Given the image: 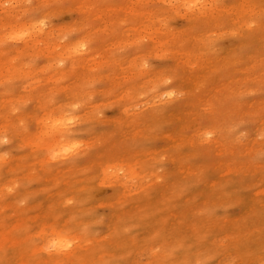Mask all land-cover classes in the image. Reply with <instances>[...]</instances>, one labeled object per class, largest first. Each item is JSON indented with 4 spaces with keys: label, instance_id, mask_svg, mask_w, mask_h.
<instances>
[{
    "label": "rangeland",
    "instance_id": "rangeland-1",
    "mask_svg": "<svg viewBox=\"0 0 264 264\" xmlns=\"http://www.w3.org/2000/svg\"><path fill=\"white\" fill-rule=\"evenodd\" d=\"M21 1L23 3H20V6L17 7V11L19 13L14 18L13 23L16 24V27L25 28L30 23V26L26 31L33 29L37 30V28L40 27L41 32L43 30L46 32H51L53 34L52 48L53 52H55V54L53 55L57 57L54 59H48V61L50 63H54L57 59L60 61H64L63 58L66 55L65 53L67 44L72 40L78 39L77 35L79 34V32H83L84 30L83 28H81V26H83V22L81 21V19L77 16L75 12L67 8L69 4L68 1H64L63 4H60L59 2H57L58 0H46L45 4H41L38 7L30 5V0ZM103 1H106L105 4H108L109 2L116 0ZM128 1L130 2V0ZM224 1L225 0H213V3H215L220 8H226L230 1ZM16 2L17 0H0V9L2 7L16 5L18 3ZM187 2L188 0H163V2H158L154 0L152 2H148V4L145 6L147 10L153 11L154 9L156 10L157 7L164 6V11H167L169 13L162 12V14H166L162 15L160 13L158 14L159 17H156L153 14H147L144 15L145 20H142L140 18L142 22L141 27L147 28V32L142 34L143 39L140 38L139 41L135 44L131 42L137 41L138 34L133 29L137 24L136 21H134L133 14L130 12L126 13L122 21V29L125 34L119 35L120 43L116 45L117 58H128L131 51L138 50V48L144 46L145 42L147 41L146 37L151 34L152 40L154 41H158V38H164L167 41L173 40L172 35L176 34L177 32H180V30L186 25L184 14L186 15L185 8L188 5ZM203 2H205V0ZM260 2H257V5L259 7L257 5L254 6L258 8H255L256 10L264 8V3ZM176 8L178 9V11H180L179 15H175L172 13L173 9L177 10ZM40 12H44L45 15ZM1 21L2 23L5 22L4 19H1ZM5 24L7 23H4V25ZM203 24L200 25V28H202V30L207 29L206 25ZM248 24L249 26L247 25V29L233 30L227 34L228 36L226 34H223V30L225 31L226 29L225 27L210 30L207 34L206 40L208 41L207 45H205L206 51L202 54L203 57H222L223 55L235 56L238 54L237 52L240 53V51L242 52V50L243 52L247 51V46L249 45L245 46V44H247V42L249 43L251 38H253L257 34L258 30L256 22L250 21ZM74 26H76L77 29H75ZM116 26L117 24L115 23L114 25L105 27L114 28L115 30L113 29L110 33H115L117 31ZM195 26V30H197L199 28L198 24ZM79 28L81 29L79 30ZM252 28L256 29L254 30ZM251 29L254 31V33L256 31V34H254ZM6 30L7 26L2 30L0 28V33H2L3 37L7 32ZM122 36H124V41L126 39H128V41L124 42L123 40H121L120 38ZM220 37L221 39L219 40ZM238 38L240 39L237 40ZM244 39L247 40L245 41ZM80 40H83V42H80V45H87V42H85L84 38H80ZM2 41L0 43V50L2 52L15 48V42H17V40L15 39H3ZM241 41L242 43H239ZM215 43L217 44L216 46ZM168 47L172 48V46ZM229 48H231V52H229ZM226 52L228 53L226 54ZM139 53H141V57H139L135 61V64H138L140 60H142L141 63H143L148 73L165 72L164 75L160 76L158 84L155 83L157 79L156 77H154V75L146 77L143 75V77L141 78H134V76L132 75H126L127 73H125L126 70L124 69L120 68L119 71H114L112 69L113 66L109 65L113 62L107 59V56L103 53H100L99 51L97 55L92 57L91 62L88 63V68L91 69L86 70V72L92 75V77L87 82V77L83 75V73L75 77V80L78 79L81 82V90H46L47 85L44 84V89L38 93L37 90L34 89L36 88L37 84L41 85L44 83L42 77L36 80L35 82H33V79H30L28 77L20 78L18 81L16 79L15 82L12 80L11 84L15 83L14 86L17 87L16 90H18V92H16L15 90H0V103H2L3 108L1 109L0 107V224L2 223L1 225H3V227L0 225L3 228V231H1L2 228H0V231L3 234H7V237L6 235H0V257H3V259L5 258L4 260H0L4 264H22L26 260V258L27 260L29 258H34L33 255L36 256L35 254L38 253L39 250L37 249L40 248V245H42L43 247H47L50 245V238L52 237V232H54L53 229H56V231L60 230L62 232L60 234H64L66 236L65 238L62 237L61 241L68 242L69 240L71 246L78 242V237L73 234L74 230H77L80 236H82L80 231L82 232L84 239H87L85 245L88 244V246H86V248L88 249L90 248L91 244L92 246L94 245V239L100 238L102 241L104 238H106V240H110V233L106 232V235L105 231L109 219L112 217V215L114 218L116 216L117 220H114H116L117 222H122H120V232L121 236L125 237L126 239L125 245L122 247V249H120V252L123 253V256L119 255L113 259H108V257H110L112 254L113 248L110 247L108 241H106V245H104V243L102 242V246L106 251H104L102 248L96 247L97 252L96 250H93L92 253V257L96 256L95 260H100L98 261L100 263L106 262L107 264H180L183 260L186 259H190L193 264H196L200 261H204L205 264H217L219 262L222 255L207 257L199 248L200 245L196 243L195 244L198 248H192L190 250L192 252L191 256L184 257L183 254L179 255L180 253L185 251V249H182V247L186 248L188 243L184 245V242L178 239L179 231H177L176 228L173 229L172 227L171 229H169V226L167 224L171 223L173 219L171 215L173 214L171 213V210L173 208L171 209L167 204H165L166 202H163L167 199V197L164 196H167L168 193L157 192L159 191V185L162 183V180H164V178L166 184H168L169 181V170L172 165L169 157L172 156V152L170 150L169 145L171 144L170 134L172 133L173 128L179 125L180 122L181 124L186 122V125L189 129L188 133L192 135L196 128L200 127L201 125L203 126V124H207L206 130H213L215 125H217L215 129L216 131L213 130L211 133L208 132L203 134V137L210 138L218 133V124H221L224 121L220 116L206 115L204 111H207L208 109L207 104L203 105L204 107H198L199 114H195V110L192 108V113H190L188 110H185L187 108H182V98H186L187 91L190 90H183L185 84L174 85V78L168 76L170 75V69L173 70L172 63L174 61L172 59L173 56L170 50L161 51L160 48L156 46L154 50H145ZM23 60L28 65L26 69H32V74L37 71V66L40 63L39 57H35L33 55L31 56L30 54L29 57H25L23 58ZM120 64H122L123 66H127L123 62H121ZM55 65L56 63L53 64V66ZM188 68L191 72L194 69H197L195 63H192V65H188ZM92 69H101V73L107 75L108 77H114V74L125 73L124 76L127 77L123 76L119 80L121 85L120 83L116 85V87L120 85V89L123 87V84L129 79L131 82H134L139 79L141 83H143V85H141L140 90H115L117 92H115L114 90L111 91L109 90V87L104 85L106 84L105 81L101 80V82H99L96 76H93L94 71ZM53 79L54 77H52L50 83L53 82ZM73 79L74 77L72 76L71 81ZM0 80L2 81L1 76ZM203 81L205 80L199 79L198 83L200 84ZM188 85H190V83H188ZM131 92L133 93L131 94ZM165 92H168V94ZM212 92L213 93L211 94V96L209 94L204 95H207L209 98L212 96L216 97V95H218L217 92L220 91L214 90ZM238 94L240 96H238ZM170 97L172 99H170ZM12 99L13 101L11 102ZM253 99L255 101H264V90H241L231 95L229 94L227 96L226 104L225 102H223L220 106L228 104V111H230L231 108L238 107V104H244ZM173 101H176L177 103H174ZM63 105H66L65 109L67 108V106L70 107V109L67 108L69 111H67L65 115L72 114L77 117H83L82 112L84 114L86 107L89 105L87 108L88 112H86V118L83 117L84 121H78L76 119L78 122L84 123V126L86 127L87 131L82 129L77 131L78 129H76V127V131L68 132L69 135H67L66 137H77L79 139L78 147L81 144L89 145L90 139L93 140V142L86 148V152L84 153L86 157L83 156L81 162H78V165L76 166L77 168H73L74 172H78L80 170L79 173L76 172V174L72 171V173L70 172L63 173L65 175H58L52 172V175L49 170L46 171V169L44 168V164L41 163V160L38 159V157H42L44 159L45 156L49 157L48 154L51 153V149L54 148V146L57 144V141H51L52 138L50 139V141H45L44 137L46 132L48 131L47 129L49 125L51 124V119L55 118L54 116L58 117L57 113L53 111L59 110ZM119 105L123 106L125 112H122L119 109ZM142 114H150V118L147 125L145 124L144 119L140 118ZM226 116L227 115L225 114V117ZM131 119L133 120V122ZM252 120L256 121V119L251 118V116H249L247 120L241 121L233 116L228 118V122L232 124L230 125V130L236 132V134L239 136V140L243 144H246L248 140H253L250 149H248L249 151L244 154V157L242 159V171H246L247 173L253 169L264 167V126H262V128H258L257 126H254ZM121 122L123 124H120ZM77 126H79L78 128H82V125ZM25 132H27L28 134H30L31 132L35 136L32 138L33 140H29L31 142L28 143L32 147H29V145L26 146ZM36 134L39 135L38 138H36ZM187 144L189 145V143ZM191 147L195 149V145L193 143ZM202 147L204 148V151L208 147L209 152L212 150L210 146L206 144L202 145ZM203 148L201 151H203ZM33 152L38 153H34V156ZM96 156H99V161L97 162V164H92L90 166V161H93ZM144 157L150 158V165L146 168L148 169V171L146 172L145 169H142V165L143 163H145L143 159ZM45 160L46 161L44 162L47 163L50 159L46 158ZM197 160L198 163L201 164L206 161L205 158H203V162L202 159L198 158ZM38 161L40 162L38 163ZM100 161L101 163H99ZM191 161L192 163L188 162L186 165L194 163L193 159H191ZM31 165L33 166L34 170L32 169ZM37 166L38 168H36ZM175 166H178V169L181 168L180 162H177ZM19 167H22L20 171ZM214 168L218 169V167ZM31 169L32 171H36L32 172ZM29 172H32L33 174ZM26 174L29 175L27 176ZM66 174L70 178L66 176ZM69 174L73 175L70 176ZM60 176H62L63 178ZM55 177H58V179H56ZM65 177L67 179H65ZM189 177V179L196 180L198 183L201 184L204 182H212L215 187L217 189H221L222 192H220L221 194L217 196L216 201L214 202L215 204H212L208 200L203 202L202 194L204 192L200 190L202 188L201 186L193 188V195L195 194L199 201L196 204L191 203L190 206L184 208L189 211V220L185 217V214L181 212V210H183L181 205L180 207L176 208L174 210L177 215L176 222L180 224L179 221H181L182 223H190L191 221L193 222L196 220L204 222L206 227H208V225L216 226L217 224L221 226L222 224L226 225L227 223V227H233L234 225L230 224L229 222L235 218H238V216L240 215V205L234 203L233 200H228V197H233L235 194L236 196L234 197H241L244 195V193L248 194L247 186L246 190H243V188L236 189L235 186L230 187L228 186L227 178L225 176L216 175L212 173V171H210L209 173H205L204 179H196L193 178L192 175H189ZM59 179L61 181H59ZM62 179L74 181L77 184L71 185L67 188V186L64 184L65 180ZM117 180L118 183L124 181L126 185L130 187H128L130 190H134L136 192L141 191L142 185L151 186L150 188L152 189L154 187L155 192L149 187H147L148 191H146V193L149 199L148 205H146L147 207L143 210V207H140V204L143 205L142 203H145L144 200L140 199L141 197H139L140 200L138 203H134V199L126 197L123 200V202H125L126 200L128 201L125 202V205L123 202L121 204L116 205V208L111 207V204L106 205L105 201L110 202L112 194L116 193V191L114 190L113 183H115ZM54 181L56 183H53ZM79 185L81 188L85 189V191L81 193L79 197L83 196V198L86 199L87 203L83 205L81 213H78L79 215H77L75 220L80 221L81 218H84L82 225L85 224V230H81L82 225L74 226L72 220H69V226L71 227L68 228L72 231L71 232L69 230L61 229L54 223L56 219H62L60 225H62L65 220L67 221L68 219L61 218L59 215L62 213L61 211H63V213H71V211L73 210V207L71 206H74L75 202H73V204L71 200L63 201L64 199L61 196H57V193H62L58 191L60 188H62L68 191L69 194V192L73 189H79ZM152 192L153 194L150 196ZM254 196L255 195L250 196L249 199H252V201L256 203L255 199H257L259 195L257 194L256 197ZM47 197H49L48 200L46 199ZM160 198L161 201L159 200ZM259 198L260 200L257 199V201L259 202V204L261 203V207L262 209H264V194ZM49 204L52 207L50 208V210H53L51 216L52 218L44 217L46 211L49 210V208H47V205L48 207H50ZM133 204L139 206V208L137 206V210L135 209L137 213H135V211L132 215H129L126 218V216L124 215L126 213H124V211L133 206ZM151 204L152 206H149ZM155 205L158 207H156ZM149 208L150 210L152 209V211H148ZM132 210L134 209L132 208ZM138 211H140V213H138ZM178 212L180 214H178ZM149 215L153 216L150 217ZM30 216L33 219L30 218ZM33 216L35 217V219ZM119 217L121 219H119ZM135 217H137V219ZM146 218L149 219V221H147ZM53 219H55V221ZM178 219L181 220L178 221ZM20 220H22L23 223L22 221L20 222ZM143 220H145V223L143 222ZM5 221L8 224L5 223ZM13 222L15 223L12 224ZM43 222L47 224H53L52 226L48 225V227H46V231L43 230L42 234L37 235L36 231L40 227V225L43 224ZM142 222L144 224H142ZM148 222L150 225L148 224ZM12 225H15V227L12 228ZM17 225H19V227ZM138 225H140V227ZM249 225L251 227L252 224ZM146 226H148L149 230L151 231L149 232V234H145ZM217 226L215 228H217ZM197 227L199 228L200 226ZM258 227V225H254V227L252 228L254 230L255 228L256 230H258L260 228ZM21 228L23 231H27L28 229V232H23ZM5 229L7 231H5ZM10 229L13 231H11ZM139 229L142 230H140L141 232L138 231L137 233L136 230ZM9 231L11 233H6ZM194 231H197V229H194ZM162 235L164 236L161 237ZM114 236L116 237L117 235L115 234ZM114 236L113 238H115ZM230 236L236 238L235 234L233 233ZM167 237L173 242L170 246L163 249V241L160 239ZM213 238L215 239V236ZM120 239L122 238L120 237ZM187 239H189V242H197L192 236V234ZM55 240L58 241L57 238ZM118 242L119 240H117L116 243ZM68 248L69 247H63V250H67ZM256 250L253 252L255 254H253L252 252H249L250 254L248 253L249 258L243 256V259L245 258L244 260L241 259L242 257L237 258L234 254H232L231 257L227 256V260L225 261V263L227 262V264H251L252 256L253 258L256 256L255 258L258 259L261 256V251L259 250V252L258 248ZM105 252L108 253V256L105 254ZM256 252H259L260 254ZM233 255L234 257H232ZM230 258L232 260L231 262L233 263L230 262ZM74 264L83 263L77 262Z\"/></svg>",
    "mask_w": 264,
    "mask_h": 264
},
{
    "label": "bare ground",
    "instance_id": "bare-ground-1",
    "mask_svg": "<svg viewBox=\"0 0 264 264\" xmlns=\"http://www.w3.org/2000/svg\"><path fill=\"white\" fill-rule=\"evenodd\" d=\"M45 1L46 0H30V5L34 7L35 6L38 7L41 4H45ZM64 1H68L69 4L67 8L75 12L77 16L81 19V21L83 22L82 24L83 26H81V28H83L84 30L83 32H79V34L77 35L78 39H75V40L71 39L72 41L69 40L70 42L66 46V53H65L66 55L63 58L64 61L61 60L62 61L61 63V61L57 59L54 62L56 63L55 66H53L54 64L53 62L50 63L48 61V59H54L57 57L53 55L55 54L52 48L53 34L48 31L46 32L44 30L41 32L40 27H38L37 30L33 29V30L26 31L29 28L30 23L28 24L26 28L16 27V24L13 23L14 18L19 13L17 11V7L20 6L19 4L23 2L21 0L19 1L17 0L18 3L16 2L17 3L16 5L2 7L0 9V28L2 30L7 26V30H6L7 32L5 33V36L3 37L2 33H0V43L3 39L4 40L5 39L17 40V42H15L16 43L15 48L4 51V52L0 50L1 51L0 52V76L2 77V81L0 80V90H3V91L4 90H15L16 92H18V90H16L17 87L14 86L15 83L14 84H11V83H12V80L15 82L16 79L18 81L20 78H23V77H28L30 79H33V82H35L41 77L43 78L44 83L41 85L37 84L36 88L34 89V90H37L38 93L44 89L45 87L44 84L47 85L46 90H61V91L81 90L80 88L81 82L78 79L75 80V77L83 73V75L87 77L86 82L92 77V75L87 73L86 70L91 69V68H88L89 67L88 63L91 62L92 57L97 55L99 51L100 53L105 54L107 56V59L113 62V63H110L109 65L113 66L112 69L114 71H119L120 68L124 69L126 70L125 72L127 73L126 75L128 76L132 75L134 76V78H141L143 77V75L145 77L154 75V77H156L157 79L155 83L158 84L160 76L164 75L165 72L148 73L143 63H141L142 60H140L138 64H135V61L139 57H141V53L139 52L145 51V50H154L156 46H158L161 51L170 50L173 56L172 59L174 60L172 63L173 70L170 69L169 71L170 75L168 74L167 75L174 78V81H175L174 85L175 84L177 85L185 84L183 90H190V91H187L186 98L185 97L182 98L183 99L181 103L182 108H187L185 110H188L190 113H192L191 112L192 111L191 108H192L195 110L194 111L195 114H199L198 107H204L203 105L207 104L208 109L207 111H204V113H206V115L220 116L222 120L224 121L223 123L218 124V133L210 138L203 137V134L208 133V132L211 133L213 130L216 131L215 129L217 125H215L213 130H210V129L206 130L207 124H203V126L201 125L200 127L196 128V130L192 133V135H190L188 133L189 129H188V126L186 125V122L182 124L180 122L179 125L173 128V131L170 134L171 144L169 145V147L172 152V156H169V157H170L172 165L169 170V181H168V184H166V182L164 181L165 178L162 177L164 178V180H162V183L159 185L160 187L157 193H160V192L168 193L167 196L166 195L164 196V197H167V199L166 200L164 199L165 201L163 200L162 201L164 203L166 202L165 204H167L171 209L173 208L171 210V213H173L171 214L173 219L171 223H168L167 225L169 226V229L173 227V229L176 228V230L179 231L178 239L183 241L184 245L188 243L186 248L182 247V249H185V251L180 253L179 255L183 254L184 257L191 256L192 252L190 250L192 248H198L196 246V244H198L200 245L199 248L201 249V251L203 252L205 256L212 257L215 255H222V257L220 258L217 264H227V262L225 263V261L227 260L226 259L227 256L231 257V255L234 254L237 258L242 257L241 259H243V256L249 258L248 253L249 252L253 253L258 248V251L259 250L261 251V252L259 251L261 253V256L259 257V259L255 258L256 256L254 257L255 258L254 259L252 256L251 264L252 263L253 264H264V209H262L261 203L259 204V202L257 201V199L260 200L259 197H261L264 194V167L253 169L249 171L248 173L246 171H242L243 169L242 159L244 157V154L249 151L248 149H250V146L253 143V140H248L246 144H243L239 140V136L236 134V132H233L230 130V125L232 124L228 122V118L231 116L237 118L240 121L247 120L249 116H251V118L256 119V121L252 120L254 123V126H257L258 128L260 127L262 128V126H264V101H255L253 99L244 104H238L237 105L238 107L231 108L230 111H228V108H229L227 107L228 104L224 106H220L222 105L223 102H225L226 104L227 96L229 94L231 95L241 90H264V8L260 10H256L255 8L257 7H254L257 5V2H260V0H229L230 3H228V5L225 4L227 5L226 8L218 7L215 3H213V0H205V2H203L204 0L202 1L188 0L187 2L188 5L185 8L186 15L184 14L186 25L184 22L185 26L180 30V32H177L176 34L172 35L173 40L167 41L164 38H158V41H154L152 40V34H151L148 37H146L147 41L145 42L144 46H142L141 48H138V50H133L131 52L128 50L130 52V55L128 56V58H122V57L117 58L116 56V52H117L116 45L120 43L119 35L125 34L122 29L123 27L122 21L124 19V15L130 12L134 16V21H136L137 25H135L133 29L138 34V38H137V41L131 42L135 44L136 42L139 41L140 38L143 39L142 34L147 32V28L141 27L142 22L140 18L142 20H145L144 15H147V14H153L157 17L158 14L160 13L162 14V12L169 13L167 11H164V8H163L164 6L157 7L156 10L154 9L153 11L147 10L145 6L148 4V2H152L154 0H130V2L128 0H116V1H111L108 4H105L106 1H103V0H58L57 2H59L60 4H63ZM156 1L163 2V0H156ZM261 2L264 3V1L262 0ZM40 13L45 15L44 12H40ZM166 13H163V14H166ZM172 13L175 15H179L180 11H178V9L177 10L173 9ZM1 19H4L5 22L2 23ZM250 21L256 22V26L258 30L256 34V31L254 33V31L252 30L254 28L251 29L253 33L256 35L254 36L253 34L254 37L251 38L249 43L247 42V44H245V46L249 45L247 46L248 47L247 51L243 52L242 50L243 53L241 51L240 53L237 52L238 54L235 56L223 55L222 57H210V58L203 57L202 54L206 51L205 45H207V41H208L206 40L207 34L210 30H213V29L215 30V28L219 29L220 27H225L226 29L225 31L223 30V34L227 35L231 31L236 30V29H241V30L247 29V25L249 26L248 23ZM4 23H7V24L4 25ZM115 23L117 24L116 26L117 31L115 33H110L114 28L105 27V26L114 25ZM203 23L206 25L207 29L202 30V28H200V25ZM197 24L199 28L195 30L196 28L195 25ZM145 25H146V22H145ZM74 28L77 29L76 26H74ZM81 28H79V30ZM237 37H240V36H237ZM80 38H84L85 42H87V45L85 46L80 45V42H83V40H80ZM120 39L124 41V36H122ZM220 39L221 37L219 38V40ZM239 39L240 38H238L237 40ZM93 41H94V44H93ZM125 41H128V39H126ZM11 42H14V41H11ZM239 43H242V41ZM216 45L217 44L215 43V46ZM168 46H172V48H169ZM230 49L231 48H229V52H231ZM227 53L228 52H226V54ZM30 54L31 56L33 55L35 57L40 58V63L37 66V71L34 72L33 74H32V69H26L28 65L23 60V58L29 57ZM121 62L125 63L127 66H123L122 64H120ZM192 63H195L197 69H194L191 72L188 68V65L190 64L192 65ZM92 70L94 71L93 76H96L99 82H101V80L105 81L106 84L104 85L109 87V90L111 91L112 90L114 91L115 90H140L141 85H143V83H141L139 79H137L134 82L133 81L131 82L129 79L127 82L123 84V87L120 89L119 87L121 83L119 80L125 75V73L114 74L115 75L114 77H108L107 75L101 73V69H92ZM72 76L74 77V79L71 81ZM52 77H54V79H53V82L50 83L52 80ZM124 77H127V76H124ZM199 79H203L205 81L201 82L200 83L201 85H200L198 83ZM118 83H120V85L116 87ZM188 83H190V85H188ZM214 90L220 91V92H217L218 95H216V97L212 96L209 98L207 95H204V94H209L211 96V94L213 93L212 91ZM132 93L133 92H131V94ZM165 93L168 94V92H165ZM238 96L240 95L238 94ZM170 99L172 98L170 97ZM12 101L13 99L11 100V102ZM88 106L86 107L84 114L82 112V116L85 118L87 115L86 112H88L87 110ZM0 107L1 109H3L2 103H0ZM65 107L66 105H63L59 110L53 111L57 113L58 117L54 116L55 118L51 119V124L49 125L47 129L48 131L46 132L45 137H44L45 141H50L51 138H52L51 141H57V144L54 146V148L51 149V153L48 154L49 157L45 156V159L49 158L50 160L46 163L44 162L46 161L44 158L38 157V159L41 160V163L44 164V168L46 169V171L49 170L51 173L54 172L55 174H58V175H61L63 173H70V172L72 173V171L74 172L73 168H77L76 166L78 165V162H81V160L83 159V156L86 157L84 154L86 152V148L93 142V140L90 139L89 145L81 144L78 147L79 139L77 137L76 138H73L72 136H71L72 138L66 137L67 135H69L68 132H71V131L75 132L76 129H78L77 131L81 129L87 131V129L84 126V123L78 122V121H84V118L81 116L77 117L72 114L65 115L67 111H69L68 109H70V107L68 106H67L68 109L67 108L65 109ZM119 109L122 112H125L122 105H119ZM225 114L227 115L226 117H225ZM140 118L144 119L145 124L147 125L149 118H150V114L148 115L142 114ZM120 124H123V123L121 122ZM77 125H82V128L81 127L78 128L79 126ZM25 133H26L25 135L26 146H28L29 145L28 143L31 142L29 140H33L32 138L35 136L31 132L30 134H28L27 132ZM160 135H161V132H160ZM38 137L39 135L36 134V138ZM187 143H189V145ZM192 143L195 145V149L191 147ZM204 144L210 146L212 150L209 152L208 150L209 147H208L204 151V148L202 147V145ZM29 147H32V146L29 145ZM202 148H203V151H201ZM65 149H68V151L65 152ZM34 153L37 154L38 152H33V154ZM198 158L202 159V162H203V158H205L206 161L203 164L198 163V160H197ZM143 159L145 163H143L142 169H145V172H146L148 171V169L146 168L149 167L150 165L149 163L150 158L144 157ZM191 159H193L194 163L186 165L188 162L192 163ZM98 161H99V156H96V158L93 159V161H90L91 163L90 166L92 164H97ZM39 162L40 161H38V163ZM177 162H180V165H181V168L179 169L177 168L178 166L177 167L175 166ZM99 163H101V161ZM32 165L31 167L33 169ZM39 167H40V164H39ZM214 167H218V169H215ZM21 168L19 167V171ZM36 168H38V166ZM35 171H32V172H35ZM210 171H212V173L216 175L225 176L227 178L228 186L230 187L235 186L236 189L243 188V190H246V186H247L248 194L244 193V195L241 197H238V196L234 197L236 196V194L233 197L232 196L228 197V200H233L234 203L240 205V212H241L240 215L238 216V218L233 219L232 220L233 222L232 221L229 222L230 224L234 226L227 227V224H228L227 223L226 225L220 224L221 226L217 224L218 225V226L216 225L217 228H215L216 227L215 225L213 226L208 225V227H206L205 223L201 221L195 220L193 222L191 221L190 223H187V222L182 223L181 221H179L181 219H178L180 224L177 223L176 222L177 215L174 212V210L180 207L181 205L183 209L181 210V212L185 214V217L189 220V211L184 208L190 206L191 203L196 204L199 201V199L195 196V194L193 195L194 193L193 188L201 186L202 188L200 190L204 192L202 194L203 202L208 200L210 203L215 204L214 202L216 201L217 196L221 194L220 192H222L221 189H217L212 182L210 183L204 182L201 184V183H198L196 180L189 179L190 178L189 175H192V177L196 179H204L205 173H209ZM32 172H29V173H32ZM79 172L80 170L77 173ZM73 174L71 175L69 174V175L72 176ZM26 175L28 176L29 174H26ZM66 176L68 175L66 174ZM56 179H58V177ZM60 179L59 181H61ZM65 179L67 178L65 177ZM65 179H62V180H65ZM53 183H56V182L54 181ZM64 184L68 188L69 186L75 185L77 183L74 181L65 180ZM113 184H114L113 186H114V190L116 191V193L112 194L110 202L105 201L106 205L111 204V207L116 208L115 206L118 204H121L126 197H130L134 199L135 201L134 203H138L140 199L144 200L145 203H142L143 205L140 204V207H143L142 210L147 207L146 205H148L149 199L147 197L146 191H148L147 187L150 188L151 186L142 185L141 191L136 192L134 190H130L129 189L130 187L127 186L124 181L118 183V180H117ZM215 184H219V183H215ZM177 185H181V186H177ZM150 189L155 192L154 187L153 189L152 188ZM58 191L62 192V193H57V196H61L64 199L63 201L71 200V202L72 203L75 202V204L73 203L74 206L73 205L71 206L73 207V210L71 211V213L70 212L63 213V211H61L62 213L59 215L61 218L68 219L67 221L65 220L63 224L60 225V222L62 221V219H59V220L56 219V221L55 219H53L55 221L54 224L60 227L61 229L71 231L68 228V227H71L69 226L70 225L69 220H72L74 226H79V225L81 226L82 222L84 221V218H81L80 221L75 220V218L77 217V215L81 213V209L83 208V205L87 203L86 199H84L83 196L79 197V195L83 193L85 189L81 187L79 189H73L72 191L69 192V194H68V191L62 188H60ZM152 194L153 192L150 194V196ZM257 194L259 195V197L255 199L256 203H254L252 199H249V197L252 195H255L254 197H256ZM139 197L141 198L139 199ZM46 199L48 200L49 197H47ZM159 200L161 201V198ZM125 202H128V201L126 200ZM125 202H123L124 205H125ZM137 206L138 205L133 204V206H131L130 208L124 211V213H126L124 214L126 218L127 216L132 215L137 210ZM149 206H152V204ZM47 208H49V210L46 211L44 217H51L53 210H50V208L52 207L51 206L48 207L47 205ZM132 208L134 210H132ZM148 211H152V209L150 210L149 208ZM135 213H137V211ZM138 213H140V211H138ZM178 214L180 213L178 212ZM137 217L135 218L137 219ZM30 218L32 217L30 216ZM114 219H116V216L114 218L112 215V217L109 219V222H108V225L105 231V234L106 232L110 233V240H106V238H104L102 241L100 238L94 239V245L92 246L91 244L90 248L88 249L86 248L88 244L85 245L87 239H84L82 232L80 231L82 235L80 236L77 230H74L73 234L76 235V237H78V242L75 243L70 248H68L67 250H63V247L49 249V246L43 247L42 245H40V248L37 249L39 250L38 253L35 254L36 256L33 255L34 258H29L28 260L26 258V260L22 264H74L77 262H81L83 264H107L106 262L100 263L98 262L100 260H95L96 256L92 257V253H93V250H96V247L102 248L104 251H106L102 246V242L104 243V245H106L107 243L106 241H108L110 247L113 248L112 254L110 257H108V259H113L119 255L123 256V253L120 252V249H122V247L125 245L126 239L125 237L121 236V232H120V227H121L120 222L121 221L117 222L116 221L117 219L116 220ZM119 219L121 218L119 217ZM131 219H134V218H131ZM22 220H20V222ZM145 220H143V222ZM147 221H149V219H147ZM143 222L142 224L145 223ZM5 223L7 222L5 221ZM14 223L15 222H13L12 224ZM52 224H49V223L47 224L43 222V224H41L40 227L37 229L36 234L37 235L42 234L43 230L46 231V227H48V225L52 226ZM249 224H252L251 227ZM15 225H12L13 226L12 228H14ZM140 225L138 226L140 227ZM254 225H258L260 228L258 227L259 228V229L257 228L258 230H256V228L254 230L252 228L254 227ZM1 226L3 227V225ZM1 226L0 228H2ZM17 226L19 227V225ZM197 226H200V227L198 228ZM18 227H17V231H18ZM6 229L5 231L9 230V229L7 230ZM194 229H197V231H194ZM53 230L54 232H52L53 234H52V237L50 238V243L56 238L58 239V241H61L62 237L64 238L66 237L64 234H60L62 232L59 229H58L59 231H56V229H53ZM81 230L82 231L85 230V224L82 225ZM140 230L142 229L136 230V232L138 233V231ZM1 231H3V228ZM1 231H0V235L1 234L3 236L6 235L7 237V234H3ZM26 232H28V229ZM149 232L151 231L149 230L148 226H146L145 234H149ZM6 233H11V232L9 231ZM119 233L122 239H120ZM232 233L235 234L236 238H233L232 237L233 235L230 236ZM115 234L117 235L116 237L114 236ZM191 234L197 242H189V239L187 238H189ZM113 236L115 238H113ZM163 236L164 235H162L161 237ZM214 236H215V239L213 238ZM117 240H119L118 243H116ZM160 240L163 241L162 242V245H164L163 249L170 246L173 242L168 237L160 239ZM217 240L220 242H218ZM68 242L70 241L68 240ZM259 252H256V253H259ZM105 254L108 256L107 252H105ZM234 255L232 257H234ZM0 259L4 260L5 258L3 259V257H0ZM1 260H0V263L4 264ZM231 261L232 260L230 258V262ZM180 264H193V263L190 259H186V260H183ZM196 264H205V263L204 261H200Z\"/></svg>",
    "mask_w": 264,
    "mask_h": 264
},
{
    "label": "snow or ice",
    "instance_id": "snow-or-ice-1",
    "mask_svg": "<svg viewBox=\"0 0 264 264\" xmlns=\"http://www.w3.org/2000/svg\"><path fill=\"white\" fill-rule=\"evenodd\" d=\"M68 149H65V152H67ZM57 247H71V243L70 242H65V241H56L53 240L51 241L49 248H57Z\"/></svg>",
    "mask_w": 264,
    "mask_h": 264
}]
</instances>
